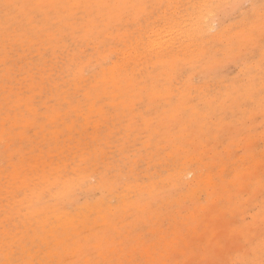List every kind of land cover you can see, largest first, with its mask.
<instances>
[{
	"label": "snow or ice",
	"instance_id": "obj_1",
	"mask_svg": "<svg viewBox=\"0 0 264 264\" xmlns=\"http://www.w3.org/2000/svg\"><path fill=\"white\" fill-rule=\"evenodd\" d=\"M0 7L6 65L44 36L52 41L64 40L65 50L74 56L68 35L77 43L81 58L87 53L86 45L95 41L97 51L107 53L109 64H121L130 56L141 58L147 54L143 35L146 30L181 25L198 64L209 73L222 75L232 65L249 69L216 100L239 108L252 123L259 95L262 146L258 245L255 217L233 221L227 215L212 214L191 222L187 230L171 232L161 225L158 232L135 228L125 234L109 227L117 216L127 220L140 211L147 214L154 206L145 202L137 190L145 183L137 169L146 148L121 145L113 148V155L108 154L105 145H112L110 133L103 123L93 126V121L107 119L108 109L95 111V86L83 83L85 72L63 84L41 81L39 100L18 80L19 87L5 103V171L11 174L9 183H19L23 178L26 187L13 190L11 199L23 200L28 187L43 189L42 175H91L75 188L57 183L38 195L34 192L35 206L49 204L53 211L42 226L34 223L14 229L6 222L0 239V264H264V0H201L188 5L144 0L95 4L6 2ZM184 8L188 12L181 20L177 13ZM257 51L258 90L250 71L255 67ZM175 67L182 76L180 64ZM195 83L188 81L189 86ZM82 97H87L91 109L81 103ZM208 115L216 119L214 113ZM248 132L246 158L228 172L237 195L247 197L245 203L257 195L255 185L245 174L246 169H254L256 160L252 129ZM147 148H151L150 141ZM108 196L112 197L110 201L106 200ZM85 200L89 202L87 206L81 203ZM132 200L139 205L136 212L127 206ZM106 207L111 211L105 213ZM68 218L70 223H62ZM225 254L230 258H223Z\"/></svg>",
	"mask_w": 264,
	"mask_h": 264
},
{
	"label": "rangeland",
	"instance_id": "obj_2",
	"mask_svg": "<svg viewBox=\"0 0 264 264\" xmlns=\"http://www.w3.org/2000/svg\"><path fill=\"white\" fill-rule=\"evenodd\" d=\"M6 2L95 4L134 3L140 0H0V5ZM144 2L188 5L201 0ZM187 12L184 8L177 14L183 20ZM2 20L3 8L0 7V239L6 222L14 229L17 226L31 227L34 223L43 225L47 214L53 211V206L42 204L36 207L34 192L38 195L40 191L57 183L75 188L81 180H87L91 175L90 172L76 176L42 175L43 189L28 187L23 200L11 199L13 190L23 189L26 185L23 178L19 183H9L11 174L5 171L3 139L6 98L19 87L18 80L30 88L32 95L39 100L41 81L63 84L65 81H72L83 71L86 73L83 83L90 88L95 86V111L99 113L108 109L107 119L93 121L94 127L103 123L110 133L112 145H105L108 154L113 155V148L121 145H139L146 148L141 166L137 169L140 180L145 183L138 186L137 190L142 193L145 202L150 201L154 206L147 214L140 211L127 220L117 216L109 227L128 234L130 229L135 228L143 229L146 233L158 232L163 225L166 230L178 232L187 230L191 222L203 220L212 214L227 215L233 221L245 217L251 220L255 217L258 245V225L262 210L259 198V156L262 151L259 143V95L256 98V113L252 123L248 122L239 108L216 100V97L223 96L225 91L233 87L234 80L249 71L246 66L232 65L219 76L209 73L204 65L198 64L195 58L197 54L182 33L181 25H177V29L164 28L154 32L146 30L143 35L147 54L141 58L130 56L128 61L121 64H109L107 53L97 51L95 41L86 45L87 53L81 58L77 43L68 35L66 39L75 53L74 56H70L65 50L64 40L52 41L44 36L6 65ZM153 35L157 36L156 40ZM158 38L163 41L160 45L162 48L153 47L155 41H160ZM259 59L257 51L253 61L255 67L250 69L254 74L257 90L260 84ZM177 63L183 71L182 76L177 74ZM189 80H195L196 83L189 86ZM81 103L89 109L92 108L87 97H82ZM209 112L215 114V120L209 118ZM248 129H252L251 135L255 140L253 150L256 160L254 169L251 172L246 169L245 174L255 185L257 195L245 203L247 197L243 194L237 195L230 185L228 172L246 158ZM149 141L150 149L147 148ZM166 147L170 150L165 151ZM46 148L47 146L45 150ZM35 163L34 161V166ZM111 199V196L106 197L107 201ZM81 203L87 206L89 202L85 200ZM127 206L134 212L139 208L134 200L129 201ZM109 211L111 210L106 207L105 213ZM70 222V218L62 221L65 224ZM223 258L230 257L225 254Z\"/></svg>",
	"mask_w": 264,
	"mask_h": 264
},
{
	"label": "bare ground",
	"instance_id": "obj_3",
	"mask_svg": "<svg viewBox=\"0 0 264 264\" xmlns=\"http://www.w3.org/2000/svg\"><path fill=\"white\" fill-rule=\"evenodd\" d=\"M179 27H180V26H179ZM175 29H177V28H175ZM163 31H164V30H163ZM167 31H169V30H167ZM171 31H172V30H171ZM171 31H170V32H171ZM152 34H153V33H152ZM171 34H172V33H171ZM171 34H170V35H171ZM173 34H174V33H173ZM181 34H182V33H181ZM155 35H157V34H155ZM155 35H153V36H155ZM175 35H176V34H175ZM182 35H183V34H182ZM157 36H159V35H157ZM157 36L154 37L155 40L157 39V38H156ZM163 36H164V35H163ZM177 37H178V36H177ZM160 38H161V37H160ZM163 38H164V37H163ZM168 38H169V37H168ZM175 39H176V38H175ZM158 40H160V39L158 38ZM170 40H171V39H170ZM172 40H173V39H172ZM152 41H153V40H152ZM161 41H162V40L159 41L160 43L155 41V44L153 45V47L156 46V47L162 48V47H160V45H162V42H163V41H162V42H161ZM168 41H169V40H168ZM148 42H149V41H148ZM152 43H153V42H152ZM165 43H166V42H165ZM169 43H170V42H169ZM169 43L167 42L166 44H169ZM150 44H151V42H150ZM164 45H165V44H163V47H164ZM149 46H150V45H149ZM153 47L151 46L150 48L153 49ZM186 48H187V47H186ZM155 51H156V50H155ZM149 52H150V51H149ZM149 55H150V54H149ZM151 55H152V54H151Z\"/></svg>",
	"mask_w": 264,
	"mask_h": 264
}]
</instances>
